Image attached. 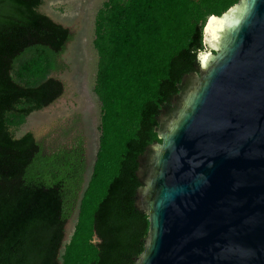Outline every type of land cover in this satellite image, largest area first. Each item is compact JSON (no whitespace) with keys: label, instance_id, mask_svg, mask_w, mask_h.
I'll return each mask as SVG.
<instances>
[{"label":"trees","instance_id":"trees-1","mask_svg":"<svg viewBox=\"0 0 264 264\" xmlns=\"http://www.w3.org/2000/svg\"><path fill=\"white\" fill-rule=\"evenodd\" d=\"M44 0H0V264H137L149 217L140 205V159L187 75L200 76L202 31L236 0H106L94 20L99 143L84 189L85 148L46 145L26 119L59 99L51 77L73 40L41 14ZM77 211L69 241L65 228Z\"/></svg>","mask_w":264,"mask_h":264},{"label":"water","instance_id":"water-1","mask_svg":"<svg viewBox=\"0 0 264 264\" xmlns=\"http://www.w3.org/2000/svg\"><path fill=\"white\" fill-rule=\"evenodd\" d=\"M236 1L203 31L200 76L184 78L140 159L137 264H264V0Z\"/></svg>","mask_w":264,"mask_h":264},{"label":"rangeland","instance_id":"rangeland-1","mask_svg":"<svg viewBox=\"0 0 264 264\" xmlns=\"http://www.w3.org/2000/svg\"><path fill=\"white\" fill-rule=\"evenodd\" d=\"M105 1L44 0L38 8L41 14L73 34V40L59 60L62 69L51 74V77L63 84L64 91L52 105L32 113L15 134L18 138L30 132L35 139H44L46 145L61 134H65L61 141L66 144L80 136L84 143L86 161L82 189L90 178L100 136V104L92 92L97 66L93 39L95 16ZM203 31L202 51H210L212 49L207 44ZM76 216L77 211L65 228L63 246L73 232Z\"/></svg>","mask_w":264,"mask_h":264},{"label":"bare ground","instance_id":"bare-ground-1","mask_svg":"<svg viewBox=\"0 0 264 264\" xmlns=\"http://www.w3.org/2000/svg\"><path fill=\"white\" fill-rule=\"evenodd\" d=\"M212 17H213V16H211V17L208 18V20H207V22H206V24H205V26H204V31H205V29L207 28V26H208L209 22L211 21ZM215 18H216V17H215Z\"/></svg>","mask_w":264,"mask_h":264}]
</instances>
